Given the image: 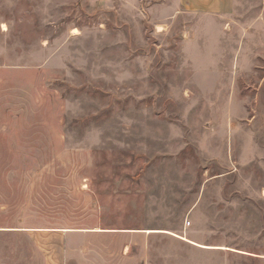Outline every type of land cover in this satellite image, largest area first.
<instances>
[{
  "label": "rangeland",
  "instance_id": "374dc122",
  "mask_svg": "<svg viewBox=\"0 0 264 264\" xmlns=\"http://www.w3.org/2000/svg\"><path fill=\"white\" fill-rule=\"evenodd\" d=\"M0 264H264V0H0Z\"/></svg>",
  "mask_w": 264,
  "mask_h": 264
},
{
  "label": "crops",
  "instance_id": "0c3cea01",
  "mask_svg": "<svg viewBox=\"0 0 264 264\" xmlns=\"http://www.w3.org/2000/svg\"><path fill=\"white\" fill-rule=\"evenodd\" d=\"M185 10L195 13L226 15L232 12L237 0H178Z\"/></svg>",
  "mask_w": 264,
  "mask_h": 264
},
{
  "label": "bare ground",
  "instance_id": "6f19581e",
  "mask_svg": "<svg viewBox=\"0 0 264 264\" xmlns=\"http://www.w3.org/2000/svg\"><path fill=\"white\" fill-rule=\"evenodd\" d=\"M184 239H186V240H187V238H184Z\"/></svg>",
  "mask_w": 264,
  "mask_h": 264
}]
</instances>
